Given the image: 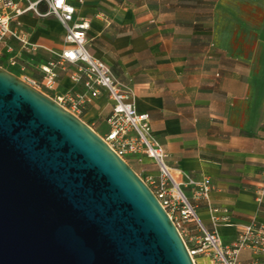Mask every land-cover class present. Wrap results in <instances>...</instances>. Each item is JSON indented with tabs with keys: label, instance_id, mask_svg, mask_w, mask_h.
<instances>
[{
	"label": "crops",
	"instance_id": "0c3cea01",
	"mask_svg": "<svg viewBox=\"0 0 264 264\" xmlns=\"http://www.w3.org/2000/svg\"><path fill=\"white\" fill-rule=\"evenodd\" d=\"M76 4L79 16L90 21L89 50L133 87L138 110L151 115L172 173L212 183L209 199H195L192 188L185 187L202 223L232 242L243 224L264 222L263 94L252 84L260 72L264 80V0ZM21 20L38 50L63 48L64 29L55 18L25 15ZM76 67L59 69L49 95L86 90L72 79ZM113 105L102 90L85 105L81 118L104 136ZM131 157L133 163L128 162L144 180L160 176L153 159ZM251 258L249 251L243 252V260ZM261 260L264 264V256Z\"/></svg>",
	"mask_w": 264,
	"mask_h": 264
},
{
	"label": "water",
	"instance_id": "95a60500",
	"mask_svg": "<svg viewBox=\"0 0 264 264\" xmlns=\"http://www.w3.org/2000/svg\"><path fill=\"white\" fill-rule=\"evenodd\" d=\"M0 264H195L133 166L1 64Z\"/></svg>",
	"mask_w": 264,
	"mask_h": 264
},
{
	"label": "built area",
	"instance_id": "2783aa9c",
	"mask_svg": "<svg viewBox=\"0 0 264 264\" xmlns=\"http://www.w3.org/2000/svg\"><path fill=\"white\" fill-rule=\"evenodd\" d=\"M76 1L83 0H0L1 65L13 72L25 71L27 56L40 47L24 30L23 16L55 18L64 29V46L60 50L49 49L55 59L41 63L43 85L49 90L55 89L59 69L67 64L76 65L72 79L84 84L86 90L78 94L69 91L54 98L80 117L94 96L102 90L109 93L114 105L104 139L127 161L130 156L141 154L159 165L160 176L145 181L180 229L195 264H263L264 222L252 219L243 224L232 242H226L217 229L209 230L202 223L185 187L192 188L195 199H209L212 183L197 180L186 172H182L183 180L172 173L164 149L154 134L151 115L138 110L133 87L115 76L111 66L89 50L90 21L79 16ZM24 78L42 88L37 79ZM257 199L262 201V191L258 192ZM213 220L216 224L218 217L213 216ZM244 251L251 253L250 260L242 259Z\"/></svg>",
	"mask_w": 264,
	"mask_h": 264
},
{
	"label": "rangeland",
	"instance_id": "374dc122",
	"mask_svg": "<svg viewBox=\"0 0 264 264\" xmlns=\"http://www.w3.org/2000/svg\"><path fill=\"white\" fill-rule=\"evenodd\" d=\"M255 19V17H254ZM40 50V51H39ZM37 52H33L30 53L29 56H27V68L25 71H21V70H14V72L16 74H18L21 77H28L30 79H37L41 85L42 88H40L41 90H43L46 93H53L51 90L47 89L45 85H43L42 81H43V73L41 71V63L44 62H49L50 58L55 59V55L49 50V49H44L41 48L39 49ZM3 62V59L1 57L0 54V64ZM260 68H264V64L260 65ZM259 74V71H258ZM261 74V72H260ZM260 74L257 75V77L253 80V85L254 88H256L257 93L261 92L263 94V96H261L260 98L262 99V105H261V116H264V80H261ZM39 88V87H38ZM251 109H253V107H250ZM251 114V113H250ZM250 122H252L253 124H255L254 122H256L255 119H253L252 116H250ZM129 161H131L133 163V157H129ZM177 176V175H176ZM188 196L190 197L189 193Z\"/></svg>",
	"mask_w": 264,
	"mask_h": 264
}]
</instances>
